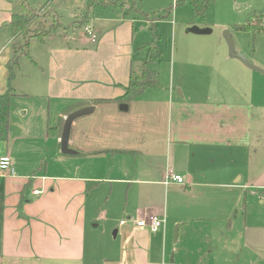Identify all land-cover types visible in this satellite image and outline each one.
Wrapping results in <instances>:
<instances>
[{
    "label": "crops",
    "instance_id": "1",
    "mask_svg": "<svg viewBox=\"0 0 264 264\" xmlns=\"http://www.w3.org/2000/svg\"><path fill=\"white\" fill-rule=\"evenodd\" d=\"M22 1L34 7L31 0H0V95L10 87V23ZM108 1L72 3L76 14L88 8L96 42L83 31L87 25L79 33L55 31L44 41L32 39L29 56L21 58L11 114L15 100L36 92L56 121L26 138L35 151L21 156L7 144L0 154L10 156L14 168L13 176L0 175V264H170L173 254L175 264H264V76L228 50H173L161 87L120 103L147 59L152 29ZM133 1L160 16L175 2L176 20L183 19L181 7L190 6ZM47 2L59 14L66 0ZM170 17L156 21L157 29ZM161 60L151 65L157 73ZM94 100L111 102L91 105ZM123 104L128 111L120 110ZM87 106L95 111L71 130L77 154L63 155L67 111ZM26 154L33 155L30 163ZM117 157L124 163H110ZM169 170L185 183L165 184ZM122 184L130 185L125 204L115 191ZM152 214L166 218L156 233L121 224Z\"/></svg>",
    "mask_w": 264,
    "mask_h": 264
},
{
    "label": "rangeland",
    "instance_id": "2",
    "mask_svg": "<svg viewBox=\"0 0 264 264\" xmlns=\"http://www.w3.org/2000/svg\"><path fill=\"white\" fill-rule=\"evenodd\" d=\"M48 0L36 5L35 0H31V5L34 7H29L30 16L33 15V22L30 24L31 29H43L47 28L57 33H62L64 30L73 34L74 32L79 33L82 26H84L87 18V9L82 10L76 14L75 9L72 7V3L75 0H66L65 3L59 5L61 16L55 11V4L52 8L47 4ZM63 0H60V3ZM90 1V0H86ZM101 1V0H96ZM112 1V0H111ZM122 3L123 10L132 11L142 16L149 21L151 29L152 26L156 24V21L161 17L156 12H150L152 14L144 13L140 8L137 7L133 0H117ZM175 2L169 4L167 8L160 10L161 14H165V9H171L174 7ZM181 15L183 19L174 17V9L172 16L167 21H162L157 24L158 29H155V33L152 30H148V35H150L149 42L153 41V35L158 38V47L162 53L161 65L156 66L154 69L160 74L161 83L165 81V77H169L170 73V54L173 50L176 52H193V51H222L228 50L226 41L224 39V32L229 31L234 39L236 50L242 53L252 64L264 69V32L250 31H240L239 26L245 24H254L257 27H261L264 30V0H239L234 2L233 0H217L214 5H212L206 14L204 19L194 20L193 9L190 6L181 7ZM53 9V10H52ZM159 8H157L158 10ZM28 10V9H27ZM156 10V11H157ZM24 12V9L20 11V14ZM76 14V17H75ZM28 15V14H26ZM179 16V17H180ZM75 17V18H74ZM173 21V23H169ZM194 23L193 26L199 28H208L212 31L209 35H193L187 34V29L189 28L186 24ZM177 24V25H176ZM176 25V34L174 35V27ZM156 26V25H155ZM84 31V30H83ZM147 34V33H146ZM153 34V35H152ZM22 37L16 40L15 50L17 54L22 53ZM32 51V50H31ZM34 51V50H33ZM259 63L260 65H257ZM25 65L30 66L29 61L25 60ZM178 67L174 68V76H177ZM24 70L26 71L25 67ZM142 69L138 73H141ZM28 96H23L18 98L13 103V109L11 114V127L9 130V143L5 141H0V154L5 149V146L9 144L10 148L15 147V151L19 155L24 156L25 150L34 149L36 150V145L29 143L26 138L30 139L31 135H35L40 128H47L49 124L55 123V117H50L48 106L43 105L41 97L38 96L36 92H28ZM27 109L29 112L23 115L19 110ZM28 162H31L29 156L33 158L32 154H26ZM47 160V164H51L52 156H44ZM126 158V157H124ZM127 159V158H126ZM74 161L78 162V158H73ZM92 160V159H88ZM107 162L103 159V162ZM110 163L121 164L124 163L123 157H117L114 161L110 160ZM126 173V172H125ZM121 175V173H120ZM121 178L123 176L121 175ZM130 185L122 184L116 185L115 191L117 192V197L120 200V204H125L127 202V194L129 193ZM264 237L261 238L262 244L264 246ZM251 253V252H249ZM253 264H257L254 262Z\"/></svg>",
    "mask_w": 264,
    "mask_h": 264
},
{
    "label": "trees",
    "instance_id": "3",
    "mask_svg": "<svg viewBox=\"0 0 264 264\" xmlns=\"http://www.w3.org/2000/svg\"><path fill=\"white\" fill-rule=\"evenodd\" d=\"M217 0H176L177 6H182L184 4H188L192 7L194 11V20L196 19H204L206 17L208 9L216 3ZM23 2V1H22ZM49 4V3H48ZM107 5H112L116 7H122V3L117 0L108 1ZM24 12L22 14H14L10 23V28L13 36V56L9 63V83L10 87L6 94L0 95V141L5 140L8 141L9 138V130H10V118H11V107H12V99L16 95L14 89L11 84L16 78L17 72L20 68L21 58L24 56H29L30 43L34 38L39 39L40 41H44L47 37H49L53 32V30L43 28V29H31L30 24L33 22V15L30 16V9L28 4L24 1ZM28 9V10H27ZM173 9H168L165 11V14L161 16L158 21L169 18L172 14ZM28 14V15H26ZM84 25H88L86 20ZM84 27V26H83ZM152 26V32L157 29V27ZM155 28V29H154ZM238 30L240 31H250L253 30L255 32H264L261 27H257L254 24H245L243 26H239ZM155 33V32H154ZM22 37L21 45H22V53L17 54L15 50L16 40ZM145 49L148 51L147 59L143 63L142 72L141 73H133L131 76V80L129 85L125 88V94L122 99L118 102L130 104L134 99L141 96L146 90L149 89H158L161 87L160 76L159 74L152 70L151 65L160 61L162 57V53L158 47V38L154 35L153 41L149 44L145 45ZM111 101L107 100H94L91 102V105H100L104 103H109ZM73 112V109H69L67 111V115ZM45 164H43L44 166ZM42 166V167H43ZM41 167V169H42Z\"/></svg>",
    "mask_w": 264,
    "mask_h": 264
},
{
    "label": "water",
    "instance_id": "4",
    "mask_svg": "<svg viewBox=\"0 0 264 264\" xmlns=\"http://www.w3.org/2000/svg\"><path fill=\"white\" fill-rule=\"evenodd\" d=\"M234 2H237L239 0H233ZM187 33L194 34V35H209L212 33V31L208 28H199L197 26H191L187 29ZM224 39L226 41L227 47H228V55L231 59H236L240 61L244 66H246L248 69L257 72L264 76V69L252 64L244 55H242L240 52L236 50V46L234 43V39L229 31H225ZM128 105L123 104L120 106L121 111H128ZM95 111L94 106H87L81 109H78L76 111L71 112L68 116H66L63 130H62V136L60 140V147H61V153L63 155H76L77 152L72 150L70 148V136H71V130L74 122L80 118L86 117L90 114H92ZM177 228L175 230V242L178 240V233ZM170 264H175L174 260V254L171 256Z\"/></svg>",
    "mask_w": 264,
    "mask_h": 264
},
{
    "label": "built area",
    "instance_id": "5",
    "mask_svg": "<svg viewBox=\"0 0 264 264\" xmlns=\"http://www.w3.org/2000/svg\"><path fill=\"white\" fill-rule=\"evenodd\" d=\"M84 32L91 39L92 42L97 41V35L94 33L91 26L89 25L85 26ZM0 175H6V176L14 175L13 163H12V159L10 156H3L2 158H0ZM170 182L184 184L185 180L182 176L177 175L173 171L169 170L167 172L164 183L168 184ZM34 194L36 196H40L41 193L39 191H34ZM132 222L137 227H148L151 230V232L156 233L165 227L166 218L161 217L159 215L152 214V215H149L146 219L136 220L135 222L133 221V219H130V220L121 222V224L123 225L126 223H132Z\"/></svg>",
    "mask_w": 264,
    "mask_h": 264
}]
</instances>
